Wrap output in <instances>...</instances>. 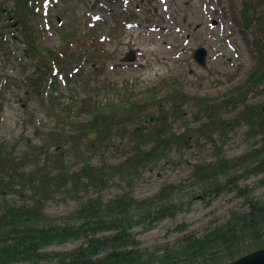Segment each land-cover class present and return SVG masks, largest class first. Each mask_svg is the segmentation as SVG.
Wrapping results in <instances>:
<instances>
[{"label": "trees", "instance_id": "16d2710c", "mask_svg": "<svg viewBox=\"0 0 264 264\" xmlns=\"http://www.w3.org/2000/svg\"><path fill=\"white\" fill-rule=\"evenodd\" d=\"M41 2L0 0V120L6 93L15 88L29 106L38 99L43 113L60 123L47 132L36 129L42 142L0 143V190L10 197L0 212V264H228L264 249V195H256L264 179L245 185L264 175V103L250 104L264 97V0H242V25L257 60L242 83L218 98L189 96L177 76L143 90L109 81L116 52L106 49L102 37L107 31L118 35L126 21L140 16L128 12L124 22L112 14L115 27L104 29L102 22L75 18V9L45 28ZM97 6L94 1L91 8ZM48 30L58 33V45L45 40ZM11 65L20 72L7 73ZM33 107L37 115L40 108ZM177 125L183 130L176 131ZM245 127L259 146L229 158L230 133ZM192 148L214 149L216 160L194 164L187 178L152 196L137 198L128 190L146 171L163 163L179 166L175 154ZM110 151L124 161L108 162ZM115 185L122 193L104 199L102 193ZM91 192L98 197L67 215L45 212L48 202L81 201ZM229 194L242 208L232 209L226 220L203 233L180 224L175 240L142 246L140 234L193 211L197 197L211 207Z\"/></svg>", "mask_w": 264, "mask_h": 264}, {"label": "rangeland", "instance_id": "374dc122", "mask_svg": "<svg viewBox=\"0 0 264 264\" xmlns=\"http://www.w3.org/2000/svg\"><path fill=\"white\" fill-rule=\"evenodd\" d=\"M58 1L42 0L40 4V22L45 28H49L50 20L62 22L63 13L72 17L75 9L79 13L75 18L82 17L92 24L102 22L106 25L104 29L115 27L112 14L124 19V22L128 12L134 11L140 16L136 20L126 21L118 35L111 36L110 31L106 30L102 37L106 49L116 52V59L109 63L106 76L109 81L118 84L129 81L137 89L143 90L157 85L163 78L177 76L184 82L189 96L218 98L242 83L257 60L252 47L253 38L242 25V0H220V5L218 0H81L80 4ZM94 1L98 6L92 9ZM84 8L89 10L88 14H85ZM44 38L54 45L60 42L54 30H48ZM200 48L207 50L203 64L195 59V51ZM1 69L0 74L3 73ZM17 69V66L11 65L6 71L16 75L20 72ZM61 85L65 89L63 81ZM47 91L43 92V101H47ZM138 98L142 99V96ZM262 103L264 97L250 101V104ZM30 106L25 95L15 88L6 93L5 110L0 120V143L7 147L14 144L23 147L39 140L42 142L43 137L37 134L36 129L47 132L60 124L43 113L38 99ZM33 106L40 108L37 115L31 112ZM182 130L183 126L177 125L176 131ZM230 139L231 142L225 147L229 158L240 157L259 146L254 145L255 139L248 127L230 133ZM216 153L214 149L197 151L192 148L185 150L182 156L175 154L174 159L180 163L179 166L163 163L146 171L128 190L137 198L152 196L166 184L187 178L194 164L215 161ZM107 158L113 165L124 161L121 153L116 151L108 152ZM94 163L98 164L99 161ZM31 166L29 164L26 168ZM263 179L264 175L249 180L245 185L254 186ZM121 193V187L115 185L103 192L102 196L110 199ZM256 195H264V184L256 188ZM96 197L98 194L91 192L81 201L48 202L45 212L50 216H64L75 211L82 202ZM9 198L0 190V212ZM198 200L199 197L194 200L193 211L183 213L175 220L164 221L152 232L140 234L142 246L151 248L175 240L181 236L174 232L180 224H187L190 231L203 233L211 223L226 220L232 209L242 208V201L236 199L234 194L222 196L211 207Z\"/></svg>", "mask_w": 264, "mask_h": 264}, {"label": "water", "instance_id": "95a60500", "mask_svg": "<svg viewBox=\"0 0 264 264\" xmlns=\"http://www.w3.org/2000/svg\"><path fill=\"white\" fill-rule=\"evenodd\" d=\"M195 55H196V60L199 63L203 64L207 56V51L204 48H201L196 51ZM228 264H264V249L253 252L249 255L240 258L239 260H236Z\"/></svg>", "mask_w": 264, "mask_h": 264}]
</instances>
